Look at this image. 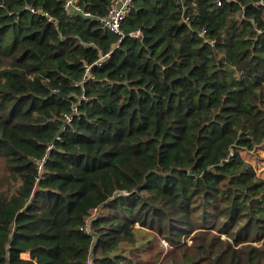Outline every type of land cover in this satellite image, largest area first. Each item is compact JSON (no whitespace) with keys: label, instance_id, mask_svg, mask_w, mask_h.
<instances>
[{"label":"trees","instance_id":"obj_1","mask_svg":"<svg viewBox=\"0 0 264 264\" xmlns=\"http://www.w3.org/2000/svg\"><path fill=\"white\" fill-rule=\"evenodd\" d=\"M78 1L0 0V264H264V4Z\"/></svg>","mask_w":264,"mask_h":264},{"label":"built area","instance_id":"obj_2","mask_svg":"<svg viewBox=\"0 0 264 264\" xmlns=\"http://www.w3.org/2000/svg\"><path fill=\"white\" fill-rule=\"evenodd\" d=\"M223 0H217V4L220 6L222 5ZM261 3L264 4V0L260 1ZM134 5V0H114L111 4L109 14L106 18L102 19V22L106 28H108L110 31L116 32V33H121L120 31V25L122 20L130 13ZM67 9L71 10H76V11H81L82 8L79 5L78 0H67L66 3ZM31 11L35 12V9H31ZM85 13V12H84ZM86 15H89L85 13ZM88 80V77L85 78V81ZM78 83V82H77ZM76 83V85H77ZM66 120L67 122L72 121V116L66 115ZM39 163V168H43L44 164V159L42 161H38ZM86 231L91 230L90 223L85 226ZM26 254V257H29V253H24ZM22 254V256L24 255ZM24 257V256H23ZM86 264H93V259H92V254L91 256L87 259Z\"/></svg>","mask_w":264,"mask_h":264},{"label":"rangeland","instance_id":"obj_3","mask_svg":"<svg viewBox=\"0 0 264 264\" xmlns=\"http://www.w3.org/2000/svg\"><path fill=\"white\" fill-rule=\"evenodd\" d=\"M242 155L255 165V168L260 175H264V146L257 148V150L253 152H248L246 150L242 151ZM162 243L164 245L167 244L165 240H162ZM149 252L151 251L149 250ZM23 256L24 258H26V254H24ZM155 264H160V262H157Z\"/></svg>","mask_w":264,"mask_h":264}]
</instances>
